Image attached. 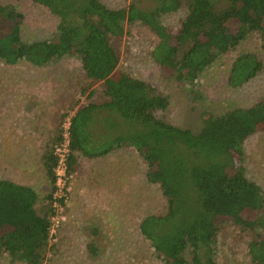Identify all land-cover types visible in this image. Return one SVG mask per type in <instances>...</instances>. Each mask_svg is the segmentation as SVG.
<instances>
[{"label":"trees","instance_id":"1","mask_svg":"<svg viewBox=\"0 0 264 264\" xmlns=\"http://www.w3.org/2000/svg\"><path fill=\"white\" fill-rule=\"evenodd\" d=\"M58 19L51 40L24 41L22 12L0 0V61L43 67L54 59L75 56L83 75L97 89L80 92L91 100L69 118L68 172L75 153L103 157L115 149L133 150L145 167V179L165 199L164 209L145 215L137 231L162 264H218L220 234L245 241L252 264H264V196L246 176L242 164L245 141L264 134V95L250 106L222 113L204 112L201 127L176 125L162 115L169 97L149 82L118 68L121 43L133 26L147 29L154 40L150 57L182 86H193L220 56L257 34L264 57V0H130L109 8L101 0H30ZM182 8L174 29L162 17ZM128 26V28H127ZM252 50L232 59L226 85L237 89L262 69ZM64 114L40 157L49 191L38 203L27 185L0 179V258L24 264H46L50 244L53 195L56 190L54 146L62 140ZM61 206L64 199H59ZM87 248L96 254L93 243Z\"/></svg>","mask_w":264,"mask_h":264},{"label":"rangeland","instance_id":"2","mask_svg":"<svg viewBox=\"0 0 264 264\" xmlns=\"http://www.w3.org/2000/svg\"><path fill=\"white\" fill-rule=\"evenodd\" d=\"M130 0H101L115 9ZM24 15L21 37L24 41L51 40L57 35L58 19L45 7L30 0H1ZM182 8L166 14L162 20L175 28L185 14ZM128 28V26H127ZM152 34L133 26L124 35L118 68L152 84L169 97L163 117L173 124L197 132L204 112L222 113L237 106H250L264 95V57L257 34H250L235 50L220 56L195 81L182 86L162 72L150 57ZM252 50L262 57V69L237 89L226 85L230 63L240 51ZM77 57L54 59L43 67L25 62L7 65L0 61V179L31 185L39 192V204L49 191L40 157L44 144L54 130L57 114H64L60 130L82 104L100 101L89 98L80 88L89 86ZM80 166L69 173L68 189L62 210L55 217L50 233L54 250L46 264H162L155 258L137 226L142 217L163 211L165 199L156 185L145 179V167L131 149H115L107 156L91 161L80 155ZM246 176L256 182L264 196V134L248 138L242 161ZM220 234L218 264H252L245 241ZM93 243L96 254L87 248ZM0 264H24L7 256Z\"/></svg>","mask_w":264,"mask_h":264},{"label":"built area","instance_id":"3","mask_svg":"<svg viewBox=\"0 0 264 264\" xmlns=\"http://www.w3.org/2000/svg\"><path fill=\"white\" fill-rule=\"evenodd\" d=\"M69 119L66 124L63 126V132H62V140L58 142L54 146V154L57 157V164L55 167V185L56 190L54 192L53 198V208L55 211V215L52 218V224L54 221H56L55 217H57V214L61 212L62 206L59 203V199L63 198L65 199L64 191L68 189V180H69V172L67 168V160L69 155ZM53 230V226L51 227V231ZM50 231V233H51Z\"/></svg>","mask_w":264,"mask_h":264},{"label":"crops","instance_id":"4","mask_svg":"<svg viewBox=\"0 0 264 264\" xmlns=\"http://www.w3.org/2000/svg\"><path fill=\"white\" fill-rule=\"evenodd\" d=\"M80 154L79 153H75V156L77 157V156H79ZM108 155V154H107ZM107 155H105V156H107ZM81 157H83V158H87V159H89V160H91V161H94V160H96L97 158H101V157H95V158H88V157H84V156H82V155H80ZM78 166H80V164H78V162H76V164H75V169H76V167H78ZM12 181V180H11ZM14 182V181H13ZM15 183H17V182H15ZM18 184H22V185H26V184H23V183H18ZM27 186H30V187H32L31 185H27ZM35 191H36V193H37V195L39 194V192H38V190L36 189V188H34V187H32ZM44 196V195H43ZM39 197V196H38ZM43 198V197H42ZM40 200L41 199H38V201L40 202Z\"/></svg>","mask_w":264,"mask_h":264}]
</instances>
